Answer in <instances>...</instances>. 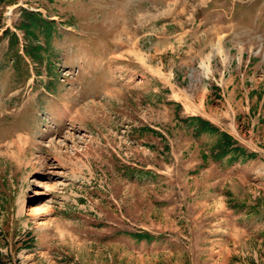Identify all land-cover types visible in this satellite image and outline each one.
Wrapping results in <instances>:
<instances>
[{
	"label": "rangeland",
	"instance_id": "rangeland-1",
	"mask_svg": "<svg viewBox=\"0 0 264 264\" xmlns=\"http://www.w3.org/2000/svg\"><path fill=\"white\" fill-rule=\"evenodd\" d=\"M205 3L0 0V264H264V0Z\"/></svg>",
	"mask_w": 264,
	"mask_h": 264
},
{
	"label": "trees",
	"instance_id": "trees-1",
	"mask_svg": "<svg viewBox=\"0 0 264 264\" xmlns=\"http://www.w3.org/2000/svg\"><path fill=\"white\" fill-rule=\"evenodd\" d=\"M19 10V22L16 26L17 29L23 33V36L27 41L22 46V50L26 56H30L32 59L39 58L41 50L43 49V47L38 44L39 38L42 35V38L45 39L46 43L49 42V38L51 36L50 30L54 21L52 19L43 18L37 11L29 10L23 7H20ZM1 33L3 36L9 33L10 39H12V44L17 43V33L11 32L9 29H4ZM32 41L34 42L33 45L30 44ZM180 121L186 127H190L196 135L208 134L217 138L210 148L211 152L214 154L212 155L213 157H221L225 155L236 157L237 154L242 152V149L239 145H237L232 135L224 130H220L219 127L212 124L210 121L194 115L182 117ZM148 130H150L151 133L159 134L153 129ZM204 156L205 155H203V158ZM130 234V236H132L131 238L136 240L138 238H149L151 236L148 232Z\"/></svg>",
	"mask_w": 264,
	"mask_h": 264
},
{
	"label": "crops",
	"instance_id": "crops-1",
	"mask_svg": "<svg viewBox=\"0 0 264 264\" xmlns=\"http://www.w3.org/2000/svg\"><path fill=\"white\" fill-rule=\"evenodd\" d=\"M205 1H206L205 4L207 6L208 5L207 1L209 2V0H205ZM203 90H201L202 91V103H201L202 104V113H192V114L194 116H200L203 119L210 121L212 124L216 125L217 127H219V129H221V126H220V124H221L220 117H217L216 116L218 114L216 112L212 111L211 109H208V111H209L208 112L207 109H206V105L204 104V99L206 98V96H208V94L206 95L205 91H203ZM243 97H245V96L243 95L241 98H243ZM213 114L216 117H214Z\"/></svg>",
	"mask_w": 264,
	"mask_h": 264
},
{
	"label": "bare ground",
	"instance_id": "bare-ground-1",
	"mask_svg": "<svg viewBox=\"0 0 264 264\" xmlns=\"http://www.w3.org/2000/svg\"><path fill=\"white\" fill-rule=\"evenodd\" d=\"M38 185L39 186H42V187H44V188H50L52 185H49L48 186V184L46 185V184H42V183H40V182H38ZM42 193V192H41ZM29 210H30V212L32 213V214H36L37 215V213H39L40 212V210L39 209H34V208H29Z\"/></svg>",
	"mask_w": 264,
	"mask_h": 264
}]
</instances>
